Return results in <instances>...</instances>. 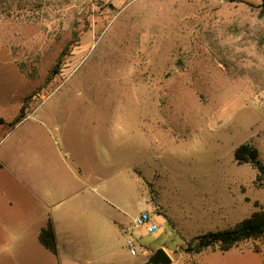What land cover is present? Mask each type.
Here are the masks:
<instances>
[{"label":"rangeland","instance_id":"1","mask_svg":"<svg viewBox=\"0 0 264 264\" xmlns=\"http://www.w3.org/2000/svg\"><path fill=\"white\" fill-rule=\"evenodd\" d=\"M0 119V221L28 226L32 181H50L61 264L159 249L174 264H264V238L186 251L264 210V0H0ZM241 145L255 163L235 159ZM83 192L127 210L104 260ZM147 192L170 218L150 211L153 234L133 226ZM41 248L0 229V264H57Z\"/></svg>","mask_w":264,"mask_h":264},{"label":"crops","instance_id":"2","mask_svg":"<svg viewBox=\"0 0 264 264\" xmlns=\"http://www.w3.org/2000/svg\"><path fill=\"white\" fill-rule=\"evenodd\" d=\"M1 166L2 167L0 168V170H2L4 168L2 164H1ZM32 183H33L32 187L36 188V195L33 196V202H32L33 207L31 210V222H30V224L24 228L23 223H26L27 221L26 222H19V221L17 222L14 219V222H11L12 224H9V222L6 223L4 221H0V229H1V231H5V230H7V228L10 229L12 227L14 230H16L17 234H19V233H21V234H23V233L34 234L36 236L39 244L41 245V247H43L41 249H44L46 251L45 253H47L48 256L52 255L53 257H55L57 259V264H61L59 259L61 258L62 250L60 247V240H59V236H58L57 226L55 224L54 218L52 217V212L54 210V201L52 199H50L47 195V193L49 192L50 189L52 191L53 184L48 180H33ZM93 190L98 192V187L97 186L93 187ZM83 194H84V198H82L80 200L82 202V207H84L83 212L84 213H87V211L96 212L95 217H93L91 219L96 220V224H97L98 228L94 230V232L92 233V237H93L94 241H96V243H98V245H97L96 252L94 250L92 251V256L96 259L104 260L105 256H108V255L115 252V250L111 244L112 232L115 233L118 231H124L125 224H126L125 218H126V211L127 210H125V205H120L118 203H115L114 206L109 205V207H110L109 213L104 214L102 212L104 204H103L102 199L100 197H98L96 194H87V192H83ZM148 196H149V192H147L146 197L143 198L142 202L140 203L141 209H142L141 213L142 212L150 213L152 215L153 221L161 229V227H162L161 224H159L155 220V218H154L155 215H153L152 214L153 212H150V211H154V209L157 208V209H159V211L161 213L160 215L158 214V216H165L168 220L170 218L166 216L165 208L162 204L163 201L159 202L157 207H153L152 203L148 200V199H150ZM16 198H17V196L14 198V200ZM14 200L13 199L8 200V205L13 206ZM63 204H64V201H61L60 205L63 206ZM122 204H124V202H122ZM126 208L128 209L129 205H126ZM3 213H4V211H2L0 213V217H2V219L3 218H9V214H10L9 212L6 214H3ZM104 216H105V219L103 218ZM22 218H24V217H22ZM170 222H171V225L173 226V224H174L173 221H170ZM49 224H51L53 227L56 245H57V254H54V253L50 252L49 250H47L39 241L40 232L44 228H46ZM133 226H134V221H133ZM136 228H138V227H136ZM175 229L178 231V227ZM226 230H228V229H226ZM222 231H224V230H222ZM208 233H214V232H208ZM208 233H205V234H208ZM124 234L129 235L128 232H124ZM205 234H201V235H205ZM129 240H133L135 243L137 242L135 238H130L126 241L127 247H128V241ZM20 248H22V247H20ZM68 248L76 250V247H74V246H68ZM135 248H136V254L135 255L131 254V258L133 260H134V257L138 256L137 245L135 246ZM128 249L130 250L129 247H128ZM155 252H156L155 250L149 251V254H147L146 258L142 259V260L139 258H136L137 259L136 264H139V262H140V264H147V262L149 261V259L151 258V256ZM82 255L83 254L81 253L80 258L82 257ZM168 255L170 256V254H168ZM62 257H63V255H62ZM86 257H87V255H86ZM170 258L172 259L171 256H170ZM86 262H87V264H90L88 258H87ZM64 264H67V263L64 262ZM75 264H80V263H78V261H75ZM172 264H174L173 260H172Z\"/></svg>","mask_w":264,"mask_h":264},{"label":"trees","instance_id":"3","mask_svg":"<svg viewBox=\"0 0 264 264\" xmlns=\"http://www.w3.org/2000/svg\"><path fill=\"white\" fill-rule=\"evenodd\" d=\"M26 118L24 110L8 125L13 129L22 120ZM4 121L0 119V123ZM258 156V151L251 148L249 145H241L235 151V159L238 162H253L255 163ZM0 164V168H1ZM261 173H264L263 167H259ZM261 176H258V179ZM264 238V210L253 212L250 217L238 223L234 228L200 235L194 239V248H187V252H196L197 254L204 252L207 249L218 247L221 252H227L234 248L237 244L251 239ZM40 243L50 252L57 254V245L53 227L49 224L39 234Z\"/></svg>","mask_w":264,"mask_h":264},{"label":"built area","instance_id":"4","mask_svg":"<svg viewBox=\"0 0 264 264\" xmlns=\"http://www.w3.org/2000/svg\"><path fill=\"white\" fill-rule=\"evenodd\" d=\"M134 226L138 228H145L150 234L156 233L160 227L153 221L152 215L148 212H142L134 219ZM136 243L133 240L128 241V247L132 255L136 254Z\"/></svg>","mask_w":264,"mask_h":264},{"label":"water","instance_id":"5","mask_svg":"<svg viewBox=\"0 0 264 264\" xmlns=\"http://www.w3.org/2000/svg\"><path fill=\"white\" fill-rule=\"evenodd\" d=\"M147 264H172V259L164 249L157 250Z\"/></svg>","mask_w":264,"mask_h":264}]
</instances>
